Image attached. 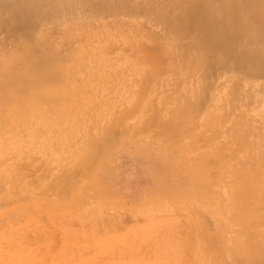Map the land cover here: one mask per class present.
Here are the masks:
<instances>
[{
	"label": "rangeland",
	"instance_id": "rangeland-1",
	"mask_svg": "<svg viewBox=\"0 0 264 264\" xmlns=\"http://www.w3.org/2000/svg\"><path fill=\"white\" fill-rule=\"evenodd\" d=\"M240 1L0 0V264H264Z\"/></svg>",
	"mask_w": 264,
	"mask_h": 264
},
{
	"label": "bare ground",
	"instance_id": "bare-ground-1",
	"mask_svg": "<svg viewBox=\"0 0 264 264\" xmlns=\"http://www.w3.org/2000/svg\"><path fill=\"white\" fill-rule=\"evenodd\" d=\"M259 4H264V0H241L239 2V7H238V10H236V13H235V17L239 18L241 15H247V16H251L250 15V10L256 6H258ZM256 14V13H255ZM257 18H259V16L256 14ZM255 17H252V18H255ZM212 19V18H210ZM259 20V19H256V21ZM251 21H248V23H245V28H251ZM243 26V25H242ZM242 29V28H241ZM242 35V33H241ZM243 39V38H242ZM241 43V42H240ZM249 55V53L247 54ZM253 55V54H251ZM82 152V151H81ZM84 155V153H83ZM82 155V156H83ZM81 156V157H82ZM78 158V156H77ZM82 159V158H81ZM65 174V173H64ZM63 176V175H62ZM66 184V183H65Z\"/></svg>",
	"mask_w": 264,
	"mask_h": 264
}]
</instances>
